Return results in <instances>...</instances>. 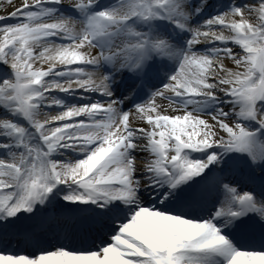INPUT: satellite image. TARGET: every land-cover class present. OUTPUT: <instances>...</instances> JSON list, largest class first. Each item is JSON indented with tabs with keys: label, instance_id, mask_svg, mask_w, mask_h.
Listing matches in <instances>:
<instances>
[{
	"label": "snow or ice",
	"instance_id": "obj_1",
	"mask_svg": "<svg viewBox=\"0 0 264 264\" xmlns=\"http://www.w3.org/2000/svg\"><path fill=\"white\" fill-rule=\"evenodd\" d=\"M0 264H264V0H0Z\"/></svg>",
	"mask_w": 264,
	"mask_h": 264
},
{
	"label": "bare ground",
	"instance_id": "obj_2",
	"mask_svg": "<svg viewBox=\"0 0 264 264\" xmlns=\"http://www.w3.org/2000/svg\"><path fill=\"white\" fill-rule=\"evenodd\" d=\"M17 2H18V0H17Z\"/></svg>",
	"mask_w": 264,
	"mask_h": 264
}]
</instances>
